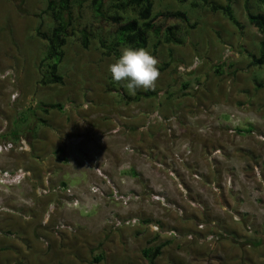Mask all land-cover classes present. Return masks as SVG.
<instances>
[{
	"label": "rangeland",
	"instance_id": "obj_1",
	"mask_svg": "<svg viewBox=\"0 0 264 264\" xmlns=\"http://www.w3.org/2000/svg\"><path fill=\"white\" fill-rule=\"evenodd\" d=\"M47 1L0 0V137L8 135L14 128V121L20 118L16 129L23 132L31 149V136L33 141L35 134L49 133L55 123L64 121L65 114L68 119L64 122L70 126L72 120L91 122L97 121L93 116L98 114H113L107 121L112 126L118 123L111 131L117 133L123 123L124 110L131 112L143 108L148 112L138 126L139 133L151 129V138H170L169 142L174 145L178 142L174 139L181 132L178 124L185 129L189 126L204 138L218 136L207 153L208 161L217 172L225 154L230 164L219 169L217 180L208 182L209 187L205 188L212 201L207 202V194L200 188L205 185L202 174L193 170L184 172L189 176V185L184 186L180 181L176 168L182 164L178 148L171 147L169 155L161 159L150 157L148 152L139 154L155 169L156 175L163 173L171 180L165 189L160 186L159 189L121 190L104 172L106 162L94 157V165L102 168L109 181L108 185L103 181L107 187L104 193L116 188L120 194H131L132 200L123 205L99 200L90 194L86 184L74 190V197L57 192L52 195L63 199L67 209H57L56 202L49 200L39 204L38 214L34 211L30 214L40 215L42 220L44 207L53 204L55 211L46 226L41 221L34 224L26 220L34 224L35 231L39 227L50 230L47 235L53 237L50 235L49 240L34 234L28 241L20 239L16 231L8 232L3 224L8 220L6 217L17 218L20 222L22 214L36 209L38 199L33 196V189L49 174L43 173L39 178L31 176L19 187L0 190L4 205L19 210V215L0 213V242L4 238L19 240L30 249L19 251L0 244L3 249V252L0 250V264H149L142 254L143 249L159 244L163 247L153 264H264V64H253L263 48L264 33L258 32L246 16V9L252 13L262 11L257 1L153 0L156 29L147 33V48L158 60L159 76L153 89L138 90L135 94L127 89L126 81L112 80L107 70L115 58L104 54L100 40L106 44L115 40V25L95 12L92 0H68L63 58L58 66L62 82H41L44 69L40 64L47 43L38 38L36 32L39 29L49 33L54 25L49 13H43ZM226 5L230 6L240 26L233 25L219 9ZM102 11L106 17L122 16L123 22L137 15V11H122L107 0ZM175 12L184 17L170 15ZM168 32L177 41L167 42ZM124 47L118 48L119 53ZM54 103L64 109L43 112V104ZM66 105L73 114L65 109ZM183 119L185 124L181 122ZM164 140L169 144V139ZM181 146L189 150L187 145ZM122 148L134 152L130 145ZM16 153L0 156L13 160ZM18 154L22 159L32 153L30 150ZM91 161L87 162L91 164ZM17 167L29 170L24 165ZM229 178L231 183L227 185ZM92 181L95 180L92 178ZM67 187L65 184L62 188ZM23 193L32 197L29 199L34 201L33 206H30L31 200H25L28 203L19 201V194ZM153 195L163 196L171 208L152 202ZM217 199L223 201L224 209L217 206ZM64 214L80 217L79 223H71ZM233 216L238 220H233ZM121 218H136L139 224L116 228L108 223ZM58 220L66 222L71 231L53 233L52 227ZM197 222H204L206 230L198 232ZM154 225L160 232L151 230ZM217 229L226 233L220 242L208 245L198 241L205 233ZM167 230H174L180 239L164 235ZM189 233L193 235L192 241L183 238ZM46 242L49 246L42 248ZM29 244L36 245L40 251H33ZM95 256H99L100 261L94 262Z\"/></svg>",
	"mask_w": 264,
	"mask_h": 264
},
{
	"label": "crops",
	"instance_id": "obj_2",
	"mask_svg": "<svg viewBox=\"0 0 264 264\" xmlns=\"http://www.w3.org/2000/svg\"><path fill=\"white\" fill-rule=\"evenodd\" d=\"M62 109L64 108L62 107L61 110ZM65 109L69 110L72 114L74 113V111L70 110L69 105H66ZM147 112L148 110L143 108L140 111L135 110L131 112L124 110L122 115L123 123L120 127L121 131L119 130L117 133H113L111 131L115 126H118V123L115 126H112L108 124L107 121V118L113 114L108 115L106 113H101L93 116L94 119H97V121L92 120L90 122V120L88 121L87 119H84L86 123L72 120L71 126L68 124V122H64L68 119L65 114L64 121L61 120V122L59 121L58 123H55L54 126H52L51 131L49 133H45L46 135L43 132H40L35 134L36 140H31L33 136H31V139L28 138L29 142L31 143L30 150L32 153L29 156L27 155L28 158H26L24 154H20V156L24 155V158L21 159L18 156L19 154L16 152L15 153L17 157L14 158L17 159L16 162H14V159V161L8 160L3 158L5 156H0V159H2L0 161V166L7 169H12L17 168V166L24 165L29 167L32 178H39L41 177V174L43 175V173H47L50 175H47V177H50L49 185L61 186L60 184L65 183L67 186H73V188L77 190V188L84 186V184L89 186L93 182L92 178L93 180L97 179L94 175L93 168L95 165L92 160L94 157H96V160L99 162H106V164L103 165V170L108 174L113 184L117 185L119 189L139 190L151 187L159 189L160 186L163 188L166 187L167 183L171 184V180L163 173L161 175H156L155 169L148 165L147 160L143 159L139 154L141 152H148L150 157L161 159L168 156V152L170 153L172 151L171 147H173V149L178 148L181 152L180 156L182 164H180V166L178 165V167L176 166L177 175L180 178V181L184 184V186L189 185L187 183L189 181V176L187 173L184 174V172L190 173L192 170L199 172L204 178L203 182H205L203 183L205 184L204 186H200V188L204 189L205 193L207 194L205 200L207 202L210 200L212 201V196L210 198L208 197L210 192L208 189L206 190L205 187H209L208 182L210 180H217V177H219L218 172L220 168H224L225 165L226 167H229L230 164V158L228 160L226 154L224 153L225 156H223L224 158L220 162L222 165L217 172V169L213 168V165L207 159V153L212 149V147H214V139L218 138V136L214 135L204 138L203 135H198L197 132L193 131L191 127L188 126V128L185 129V127L183 128L181 124H178L180 126L181 132L178 133L177 137L174 139V142L178 141L174 145L173 143L169 142L170 138L161 137L156 140L154 137L151 138V129H149L148 132H144L142 134L138 131V126L142 123L141 120ZM97 116L100 119H98ZM86 118L89 119L90 117L86 115ZM118 119L116 122H118ZM112 121L115 122V117H112ZM181 122L183 124L186 123L184 119L181 120ZM15 125L16 124L13 123L12 126L15 127ZM56 126L57 128L55 129ZM13 132V129H11L9 134L6 136H1L0 140H16L18 138H23V136L20 134L13 135ZM120 132L122 134H120ZM120 139H122V141H120ZM164 139H169V144H166ZM182 144L187 145L189 150L184 149V147L182 148ZM124 145H130L134 149V152H128L124 150V148H122ZM223 147L226 148L225 145ZM227 150L230 151L229 145ZM87 161H91L92 163L90 162L91 164H89ZM123 165L125 166L124 168L121 167ZM45 180L46 178L44 176L43 183L39 186H44ZM36 187L38 186H35V188ZM190 189L193 193V187L190 186ZM189 194L191 195L190 192ZM19 195L21 196L19 201L21 200L26 203H28V201L25 200L30 201L31 199L29 198H32L27 196L25 193ZM33 196L38 199V202H35L36 209H29V214L25 213L27 215L22 214V219L20 218V222L17 220V218L6 217L8 220L5 222V224H3V226L6 230H8V232L15 233L16 231L19 234L18 237L20 239H27L30 241L34 234L40 235L41 237L43 236L45 239H51V234L47 235L48 231L50 230H42V228L39 227L35 231L34 224L38 223V221H41L43 226L46 225H44L42 220H40V215L37 217L35 215V217H33V215L30 214L32 211L37 212L38 214V212H40L38 210L39 204L46 202L48 203L49 200H54L56 202L57 209H62L64 207L67 209L68 207L66 206L63 199L56 198L55 195L52 194L44 197H37L33 189ZM32 204L34 205V201L31 200L30 206H33ZM222 204L223 201L220 200L217 203V206L221 209H224V205ZM46 206L44 207V211L47 208ZM243 208L240 210L244 211ZM246 211L248 210L246 209ZM64 216L73 224H76L80 218L75 217V214L73 215L75 218H72L69 214H64ZM199 218H201V216ZM27 219L28 221H32L34 224H28L26 221ZM205 220L208 222L210 221L207 219ZM51 236L53 237V235ZM46 243L43 244L42 248H47L49 246L48 243ZM0 244H3L5 247L17 248L19 251L30 250H27V247L24 246L23 243H20L19 240H9L4 238ZM29 246L33 251L35 249V251H40V249L36 245L35 247L34 244H29ZM0 250L3 252V249Z\"/></svg>",
	"mask_w": 264,
	"mask_h": 264
},
{
	"label": "trees",
	"instance_id": "obj_3",
	"mask_svg": "<svg viewBox=\"0 0 264 264\" xmlns=\"http://www.w3.org/2000/svg\"><path fill=\"white\" fill-rule=\"evenodd\" d=\"M104 1L105 0H92L95 12L105 20H109L115 25V40L109 44L100 40V47L103 49L104 54L116 58L120 55L118 50L120 46L147 47V33L156 29L154 23L155 17L152 15L153 0H107L114 7L122 11L128 9L137 11L136 17L125 22L122 21V16L119 15L108 17L104 16L102 11ZM256 1L262 8V11L252 13L249 9H246L247 21L255 27L258 32L264 33V0ZM68 9V0H48L43 13H49L54 21V25L50 28L49 33H44L37 29L36 35L38 38L43 39L47 43V50L40 64V66L44 69L41 75V82L43 84H57L62 82V77L58 74V66L63 58L62 47L65 44L66 36V24L64 19L65 14H69ZM219 9L225 12L227 18L233 25L240 26L229 5L219 7ZM170 15L173 17H184V15L180 12H175ZM183 19L185 20V18ZM165 39L167 42L177 41L170 37L169 32ZM262 47L264 48V43L262 44ZM263 48L260 55L254 59L253 64H264ZM42 106L43 112H47V109H61L60 104L57 103L47 105L43 104ZM27 111L31 112V110ZM18 121H20V118H17V121L15 120L14 124H19L20 122ZM12 129L14 131L13 135L20 134L23 136V132L16 129V126ZM64 185L65 183L61 184L62 187ZM162 247L163 244H159L153 248L143 249L142 254L147 259L149 264H153L154 260L160 255ZM100 259L101 258L99 256H95L93 261L98 262Z\"/></svg>",
	"mask_w": 264,
	"mask_h": 264
},
{
	"label": "built area",
	"instance_id": "obj_4",
	"mask_svg": "<svg viewBox=\"0 0 264 264\" xmlns=\"http://www.w3.org/2000/svg\"><path fill=\"white\" fill-rule=\"evenodd\" d=\"M16 97V94L12 96V99ZM30 150L29 145L27 141L23 138H19L16 141L11 140H0V155L9 154L11 152H28ZM96 161V160H95ZM94 161V163H95ZM94 175L98 179L93 181L89 187L88 190L91 195L97 196L99 200L101 199H107L111 200L113 202H117L120 204H127L132 200L131 194H120L116 188H112L108 191V193H104V189L107 188L103 181L106 180V175L103 172L102 168L100 166H94ZM196 177V175H194ZM31 178L30 170L23 168V167H17L14 169H5L0 168V190H9L12 188H16L21 186L25 181ZM45 185L44 186H38L34 188V193L37 197H44L47 195L55 194L57 192H64V194L67 197H74V188L67 187L65 190H63L60 186H51L49 185L48 177L45 176ZM230 178L227 179L226 184L230 185L231 182ZM106 185L109 184V181L106 180ZM216 189H214L215 191ZM151 201L159 204L161 207L164 208H171L169 204L166 202L163 196L159 195H153L151 196ZM74 202V201H73ZM75 204V202L73 203ZM175 208V207H173ZM55 207L53 204H49L43 214L42 223L45 225L50 220L51 215L54 213ZM0 213H7V214H15L19 215V210L8 208L4 205V201L2 197L0 196ZM178 214L181 215V211H178ZM21 215V214H20ZM233 220L237 221V216H233ZM112 226L119 228V227H134L135 225L139 224V220L136 218H127V219H112L110 222ZM151 230L155 231L156 233L160 232V228L157 225L151 226ZM206 228V225L202 222L196 224V230L198 232H203ZM54 229L55 234H59L61 232H67L71 231V228L64 222L63 220H58L54 226L52 227ZM248 229H250L248 227ZM216 232H208L205 233L203 236L199 237L198 241L202 242L204 244L213 245L215 243L220 242L223 240V238L226 237V233L221 230L217 229ZM164 235L170 238H174L179 240L180 236L178 233H176L174 230H167L165 231ZM183 238H185L188 241L193 240V235L191 233L186 234Z\"/></svg>",
	"mask_w": 264,
	"mask_h": 264
},
{
	"label": "clouds",
	"instance_id": "obj_5",
	"mask_svg": "<svg viewBox=\"0 0 264 264\" xmlns=\"http://www.w3.org/2000/svg\"><path fill=\"white\" fill-rule=\"evenodd\" d=\"M157 65L158 60L149 48L128 46L121 49L120 55L108 65L107 70L112 80L126 81L127 89L135 94L138 90H150L155 87L159 76Z\"/></svg>",
	"mask_w": 264,
	"mask_h": 264
}]
</instances>
